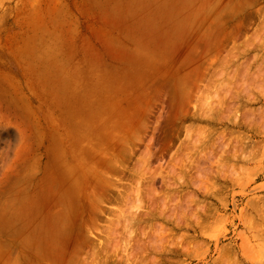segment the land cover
<instances>
[{
  "label": "rangeland",
  "instance_id": "374dc122",
  "mask_svg": "<svg viewBox=\"0 0 264 264\" xmlns=\"http://www.w3.org/2000/svg\"><path fill=\"white\" fill-rule=\"evenodd\" d=\"M263 231L264 0H0V264H260Z\"/></svg>",
  "mask_w": 264,
  "mask_h": 264
},
{
  "label": "bare ground",
  "instance_id": "6f19581e",
  "mask_svg": "<svg viewBox=\"0 0 264 264\" xmlns=\"http://www.w3.org/2000/svg\"><path fill=\"white\" fill-rule=\"evenodd\" d=\"M241 29V27L239 28V27H235L234 29H232V31L230 30V33L228 34V35H226V37H224V38H220V36H218L220 39H218V37L216 36V37H214V38H216V40H215V44L213 43V45H214V47L212 46V42H211V46L213 47V49H209L210 51V53L208 54V55H211V58L212 57H215V58H217V57H219V56H221L222 55V52H224L223 50H225L224 48H225V43L226 42H228V41H230L231 43H232V46H231V48H229V49H227L225 52H226V54L224 55V56H222V60H220V63H223V59L224 60H227L228 58H230L232 55H233V52L234 51H236V50H238L237 48H239L238 46L240 45H236L235 43H236V41H237V38L239 37V30ZM224 32V31H223ZM255 33H257V30L255 31ZM223 35H224V33H223ZM257 35V34H256ZM221 36H222V34H221ZM210 45V44H209ZM235 45L237 46V48L235 47ZM207 47V49L205 48V52H207V50H208V45H206ZM210 47V46H209ZM212 47H210V48H212ZM236 49V50H235ZM205 52H204V54L201 52V54L200 55H205ZM199 55V56H200ZM207 55V53H206V55L205 56H208ZM203 56L201 57L202 59H204L203 58ZM226 56V57H225ZM225 57V58H224ZM200 58V57H199ZM211 58H209V60H212ZM214 59V58H213ZM206 60V59H205ZM203 75V74H202ZM202 75H200L201 77H202ZM198 84V83H197ZM198 87V86H197ZM192 88V87H191ZM198 89V88H197ZM203 91H205V90H203ZM208 91H209V89H208ZM205 92H207V91H205ZM203 93V92H202ZM206 95H208L209 96V94H207V93H205ZM204 94V95H205ZM205 95V96H206ZM207 96V98H205V100L206 99H208L209 97ZM210 99V98H209ZM120 114V113H119ZM132 115V114H131ZM129 116V117H133L134 115H132V116ZM119 118H121L120 116H119ZM118 118V119H119ZM134 118H136V117H134ZM133 118V119H134ZM129 119V118H128ZM129 120H131V119H129ZM120 121V120H119ZM126 121H127V119H126ZM127 123H128V121H127ZM131 123V122H130ZM119 124V123H118ZM121 124V123H120ZM133 124V123H132ZM132 124H130V125H132ZM129 124L127 125H124V126H127V127H129L130 126ZM123 126V127H124ZM122 127V128H123ZM132 127V126H131ZM121 128V127H120ZM119 129V128H118ZM126 130V129H125ZM124 130V131H125ZM131 132V131H130ZM110 135V134H109ZM105 136H106V134H105ZM101 138H102V136H101ZM104 138V137H103ZM106 139V138H105ZM124 140H126L125 138H124ZM126 142H128V141H123V138H121V136L119 135V133H118V161L120 160V155H121V153L124 151V149L123 148H125V146H128V145H126V144H128V143H126ZM125 144V145H124ZM151 144V143H150ZM123 147V148H122ZM151 149H152V146H146V149L144 150V153H146L145 155H143L144 156V158L146 157L147 159L148 158H150L151 157V155L152 154H154V152L155 151H158V148H153L154 149V152H152L151 151ZM179 150V149H178ZM86 152H87V150H85ZM108 151H110V150H104V151H100V149H99V151H97V150H95V151H93V156H91V158H87V156H86V158L84 159V161H81V162H83V170H82V172L81 173H78V171H77V169L78 168H76V166H75V168H76V170H75V168H74V170L73 171H77V174L75 173V183H79V185H80V187H82L81 186V183L83 184V186H85L84 184H86V187L85 188H93V190H96V191H100V190H102V188H103V186H102V178H103V176L102 175H104L103 173H105V172H103V170H106L107 168H112V166L114 165V163H115V161H116V158H117V156L115 157V153L113 154L114 155V157H113V155L111 154V152L109 153ZM90 152V151H89ZM176 152V151H175ZM174 153V152H173ZM87 154H88V152H87ZM143 154V153H142ZM89 155H91V154H89ZM173 155V154H172ZM175 155V154H174ZM78 157V156H77ZM161 157H162V154H161ZM81 158L83 159V157L81 156ZM81 158H79L80 160H81ZM174 159V158H173ZM146 160V159H145ZM176 160V159H175ZM174 160V161H175ZM77 161V160H76ZM171 162V161H170ZM170 162H167V163H169V165L168 166H170ZM173 162V161H172ZM171 162V163H172ZM81 164V163H80ZM72 165V164H71ZM166 165V166H167ZM167 166V167H168ZM71 167V168H72ZM166 167V168H167ZM66 168H68V167H66ZM106 168V169H105ZM70 170H72V169H69V171ZM67 171V170H66ZM154 171V170H153ZM74 173L72 174V176L74 175ZM148 173H150V170L148 171ZM79 174V175H78ZM81 174V175H80ZM147 174V173H146ZM155 174H153V176H154ZM157 175V174H156ZM156 175L154 176V178L156 177ZM68 176V175H67ZM79 176V177H78ZM153 176H152V178H151V180H154L153 179ZM69 177V176H68ZM71 177V176H70ZM73 178V177H72ZM81 179V180H80ZM139 180V179H138ZM71 182H73V180L71 181ZM74 183V182H73ZM137 184H139V183H137ZM150 186L151 185H149V188H150ZM73 188L74 189H76V187H74L73 186ZM78 188H79V186L77 187V189L76 190H78ZM147 188H148V186H147ZM75 190V191H76ZM92 190V191H93ZM104 190V189H103ZM153 189L151 188V190L150 191H152ZM79 191H80V189H79ZM79 191H78V193H79ZM147 191H148V189H147ZM77 192V191H76ZM87 192V191H86ZM93 192H95V191H93ZM92 192V193H93ZM97 193V192H96ZM96 193H94L95 195H97ZM84 194V193H83ZM80 195V194H79ZM79 195H78V197H79ZM99 197H100V195H99ZM98 197V198H99ZM76 198V197H75ZM95 197L93 196V198H92V196H91V194L89 195V193H88V195L86 194L85 195V197L83 198V204H84V207H83V209H85V211H83L82 210V212H84V215H85V213L87 214V217H89L90 218V216L91 215H93L94 214V211H96V206H97V203H96V199H97V197H96V199H94ZM101 198V197H100ZM99 198V199H100ZM80 200V199H79ZM74 205V204H73ZM63 207V206H62ZM65 207V206H64ZM72 208V207H71ZM69 209V208H68ZM80 209V208H79ZM99 209V208H98ZM63 210V209H62ZM61 210V212H63ZM59 211V210H58ZM57 212V211H56ZM66 212V211H65ZM70 212V211H69ZM75 212V211H74ZM79 212H81V211H79ZM78 212V213H79ZM98 212V211H97ZM96 213V212H95ZM69 213H67V215H68ZM73 214V213H72ZM75 214V213H74ZM83 214V213H82ZM54 215H56V214H54ZM62 215V214H61ZM64 215V214H63ZM80 215H81V213H80ZM79 215V216H80ZM84 215H83V217H84ZM66 216V215H65ZM93 216H96V215H93ZM92 216V217H93ZM60 218H61V216H59ZM59 217H58V219H59ZM67 217H69V216H67ZM71 217V216H70ZM69 217V219H71ZM64 218V217H63ZM66 218V217H65ZM74 218V217H73ZM86 218V217H85ZM68 219V218H67ZM80 219V218H79ZM74 220H76V217H75V219ZM65 221H66V219H65ZM65 221H63V223L62 224H64V222ZM81 221H82V217H81ZM88 221V220H87ZM66 222H68V221H66ZM93 222V221H92ZM95 222V221H94ZM54 223V222H53ZM72 223H74L73 221H72ZM88 223V222H87ZM93 224V223H92ZM55 225V224H54ZM88 225H89V223H88ZM53 226V225H52ZM61 226V225H60ZM65 226V225H64ZM79 226V225H78ZM61 227H63V225L61 226ZM60 227V230L61 231H64V230H62L63 228H61ZM72 227V226H71ZM70 227V228H71ZM69 228V229H70ZM91 228V227H90ZM68 229V228H67ZM93 229V228H92ZM65 230H66V227H65ZM70 230H72V229H70ZM87 230H89V229H87ZM260 230H263V229H260ZM52 231V230H51ZM58 232V231H57ZM65 232V234H66V232L67 231H64ZM71 232V231H70ZM86 232V231H85ZM259 232V231H258ZM257 232V233H258ZM264 232V231H263ZM262 232V233H263ZM51 233V232H50ZM59 233V232H58ZM63 233V232H62ZM69 233V232H68ZM264 234V233H263ZM263 234H260V235H263ZM50 235V234H49ZM61 235V234H60ZM60 235H57V236H59L60 237ZM71 235V234H70ZM51 236V235H50ZM86 236V235H85ZM52 237V236H51ZM56 237V236H55ZM63 237H64V235H63ZM63 237H60V239L62 238L63 239ZM66 237H67V234H66ZM65 237V238H66ZM89 237V236H88ZM88 237H85L86 239L88 238ZM255 237H257V236H255ZM254 237V238H255ZM53 238V237H52ZM78 238V237H77ZM84 238V239H85ZM90 238V237H89ZM253 238V237H252ZM261 238V237H260ZM55 239V238H54ZM54 239H53V242H54ZM257 239V238H256ZM52 241V240H51ZM83 241V240H82ZM258 241V240H257ZM84 242V241H83ZM258 242H260V241H258ZM42 243V242H41ZM58 243V242H57ZM61 243V242H60ZM60 243H59V245H60ZM35 244V243H34ZM40 244V243H39ZM45 244V243H44ZM67 244V243H66ZM259 245H260V243H258ZM55 245V244H54ZM261 245H264V243H262V241H261ZM46 246V245H45ZM48 246V245H47ZM56 246H57V244H56ZM55 246V247H56ZM66 246V245H65ZM65 246H62V247H64L63 248V250L62 251H64V250H66V248H67V246L65 247ZM51 247V246H50ZM59 247H61V245L59 246ZM259 247V246H258ZM52 248H53V246H52ZM262 248H263V246H262ZM262 248L260 247V249L262 250ZM56 249H57V247H56ZM62 249V248H61ZM82 249V248H81ZM80 249V250H81ZM258 249V248H257ZM40 250V249H39ZM55 250V249H54ZM256 250V249H255ZM32 251V250H31ZM44 251V250H43ZM77 251H79L78 249L77 250H75V251H72V252H74L76 255H77ZM258 251V250H257ZM257 251H255V252H257ZM264 251V249L262 250V252ZM54 252V251H53ZM53 252H52V255H53ZM65 252V251H64ZM68 252H69V250H68ZM44 253V252H43ZM49 253V252H48ZM55 253V252H54ZM66 253H67V250H66ZM65 253V254H66ZM71 252H69V254H70ZM73 253V255H75ZM80 253V252H79ZM79 253H78V256H79ZM258 254H260L259 256H263V254L264 253H262L261 254V251L260 252H257ZM56 254V253H55ZM54 254V255H55ZM62 254H63V252H62ZM65 254H63L65 257H67ZM69 254H67L68 256H69ZM72 254V253H71ZM47 255V257H48V254H47V252L45 253V256ZM63 255L61 256V260H63V261H65L64 260V258H63ZM75 255V259L78 257V256H76ZM258 256V255H257ZM70 257V256H69ZM73 257V256H72ZM63 258V259H62ZM71 258V257H70ZM255 258V257H254ZM264 258V257H263ZM37 259V260H36ZM36 261L37 262H34V263H36V264H43V262H44V260H43V258H40V257H36ZM52 259V258H51ZM69 259V258H68ZM72 259H74V258H72ZM258 259V258H257ZM19 260V259H18ZM34 260V261H35ZM61 260H59L60 261V264H61ZM224 260V259H223ZM226 260H229V259H226ZM22 261H24V260H22ZM62 261V264L64 263ZM230 261V260H229ZM256 261V260H255ZM260 261H261V258H260ZM18 262V264H19V261H17ZM66 262H68V263H66V264H69V261H66ZM75 262V261H74ZM231 262V261H230ZM257 262H258V260H257ZM263 262H264V260L261 262L262 264H263ZM24 263V262H23ZM32 263V262H31ZM33 263V264H34ZM45 263V262H44ZM71 263H73V262H71ZM222 263V262H221ZM224 263V262H223ZM222 263V264H223ZM232 263V262H231ZM260 263V264H261ZM65 264V263H64ZM258 264H259V262H258Z\"/></svg>",
  "mask_w": 264,
  "mask_h": 264
}]
</instances>
